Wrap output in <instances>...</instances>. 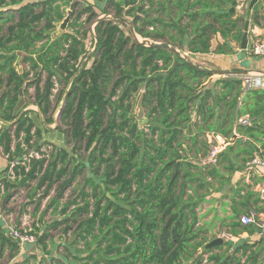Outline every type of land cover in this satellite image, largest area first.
<instances>
[{"label":"trees","instance_id":"16d2710c","mask_svg":"<svg viewBox=\"0 0 264 264\" xmlns=\"http://www.w3.org/2000/svg\"><path fill=\"white\" fill-rule=\"evenodd\" d=\"M99 1L106 2L103 14L111 17L98 20L94 62L81 69L89 56L86 39L91 32H82L81 20L87 15L85 24H92L99 18L91 7L77 11L79 3L73 0H0V155L7 161L0 172V198L7 203L25 188L32 201L44 187L42 198L58 186L48 210L63 219L43 231L34 228L42 232L37 236L44 254L57 264H262L264 238L226 241L206 250L217 239L211 238L215 224L206 220L218 212L213 196L230 187L233 175L260 155V149L240 138L213 156L207 135L227 138L228 132H216L211 125L195 129L193 107L198 104L197 112L208 124L221 102L235 109L241 82L219 80L210 87L214 75L181 55H235L233 43H241L246 21L231 12L237 0ZM67 10L74 13L68 31L54 36ZM128 19L143 41L167 43L180 53L142 45L122 29ZM217 37L223 42L213 48ZM21 53L29 71L20 73ZM55 81L65 85L57 120L48 117ZM219 84L229 92L219 96ZM236 84V96L228 101ZM33 86L31 105L46 116V126L65 128L72 153L55 147L46 156L39 147L40 158L26 159L23 146L34 148L43 136L35 120L19 108ZM142 96L147 111L143 127L133 114ZM241 114L253 124L240 125L239 135L255 136L256 124L264 119V90L248 93ZM209 155L214 162H205ZM68 190L72 194L66 200ZM232 210V237L263 233L255 225L241 224L239 215L249 209L245 214ZM62 225L65 234L72 231L73 240L53 257L56 244L50 232ZM19 241L0 220V255L9 251L16 258Z\"/></svg>","mask_w":264,"mask_h":264},{"label":"rangeland","instance_id":"374dc122","mask_svg":"<svg viewBox=\"0 0 264 264\" xmlns=\"http://www.w3.org/2000/svg\"><path fill=\"white\" fill-rule=\"evenodd\" d=\"M73 2H78L79 7L77 8V11L84 7H91L93 11L99 16V18L92 24H85L87 15H84L81 23L83 24L82 32L84 31H91L88 34V37L86 39V48L89 52V55L87 59L84 60L85 65H88L90 67L92 63L94 62V59H92L95 48H96V41H95V26L97 25L98 20L108 18L111 16H107L103 14L104 8L106 7V2H100L99 0H73ZM237 8V6H236ZM235 8V13H237V10ZM72 12V10H67V12ZM245 13V10H244ZM237 15H239L237 13ZM245 14L241 15L240 17H244ZM74 17V13L72 12L71 20ZM71 20L68 24L71 23ZM128 22L125 25H122V29L126 32L127 35H135L138 37L139 41H143L140 36H138L135 32V29L132 24V20L128 19ZM67 24V25H68ZM68 26H64V21L57 24L56 31L54 33V36L59 35L61 32H67ZM53 36V37H54ZM182 57L186 58L187 60L191 61L194 65L206 69L209 67H213L215 70L218 71L219 67L216 66L217 63H220L224 58L218 57V55L211 54V55H205V56H195L189 53L182 52ZM25 57L24 53L19 54V59L17 61V69L21 72L29 71V64L23 62V58ZM242 58V55L239 56V59ZM210 66H209V65ZM212 65V66H211ZM31 81H33L32 74L29 78ZM46 80V74H44L42 78V82H40V85L44 86ZM55 87L54 95L51 98V106L49 110V116L54 117L56 120L58 118V111L60 108L64 105V101L59 104V96L60 91L65 89L64 84H59L57 81H55ZM34 86L29 88V94H26L22 98L21 105L19 108L22 110V114L25 115L26 113H29L28 116L35 120L36 126L42 130V139L39 140L36 144H34V148L28 149L27 146H23L25 151L28 152L26 159L30 157H36L40 158V152H38L36 149L40 147L41 152H43L46 156L51 155L54 151V148H63L66 149L69 153H72L73 150V144H67L66 143V136L63 133V130L65 128L61 127L60 130H56L57 125H48L46 126V116H39L38 115V108L36 106H32L31 104L35 102V90ZM70 89V86H68L67 91ZM137 102L138 98L135 102V108H134V115L138 117L139 110L137 108ZM31 105V106H30ZM27 106V107H26ZM147 111H144V115ZM38 115V116H37ZM143 120V119H141ZM45 124V125H44ZM1 127L4 128V124L0 123ZM141 127H143V122H141ZM35 132V131H34ZM213 135L209 137L208 144L210 145V151L213 152V148H216L220 146L219 140H212ZM208 139V138H207ZM33 145V144H32ZM80 155H84L83 150H81ZM6 161V158L2 155H0V168L2 160ZM7 166V161H6ZM35 183H32V187L34 188ZM46 187H44L42 190H40L35 197L34 200L29 201V194L31 192L30 189L20 188L18 189L14 194L13 199H10L7 203L3 202V200L0 198V220L2 222V227L9 231V234H12L13 231H17L18 233L28 234L29 236H32L34 238V242H20V252L16 256V258H10L9 251H6L3 256L0 255V264H57L55 261H51V255H45L42 247L38 243V236L41 235L40 232L37 234L36 229L39 227L42 231L45 229V226L48 224H52L56 220H62L63 216H59L57 214H53V209L48 210V206L50 204L51 199H53L56 196V192L58 190V186L56 185L52 191H50V195L46 196L44 198V190ZM72 191L68 190L66 192V200H69V197L71 196ZM218 201H220L219 198H217ZM219 208V207H218ZM218 212H215L213 215H210L209 219L207 221L210 224H216V219H218ZM65 225L60 226L57 230L51 231L50 235L53 237L56 248L54 249L52 255L53 257H58V254H62L64 252L63 243L66 241H72L73 238L71 236L72 231H69L68 234L64 233ZM222 229H219L217 226L213 229V236L211 238L216 237L221 238L227 241L226 237L222 236L221 233ZM31 233V234H30ZM14 239H18L15 238ZM19 240V239H18ZM48 242V250L51 249V245ZM30 260L29 263H27V260Z\"/></svg>","mask_w":264,"mask_h":264},{"label":"crops","instance_id":"0c3cea01","mask_svg":"<svg viewBox=\"0 0 264 264\" xmlns=\"http://www.w3.org/2000/svg\"><path fill=\"white\" fill-rule=\"evenodd\" d=\"M252 0H237V13L239 16L245 14L248 10V6ZM257 7L258 11L252 12V18L250 22V29H249V45L253 41V39L256 36H264V0H259L256 4L255 8ZM245 10V13H244ZM218 42H223L221 37H217L215 42L213 43V48L217 46ZM241 43H233V46L236 48L235 55L232 56H222L218 55V57L224 58L220 63H217L216 66L219 67L217 69L218 71L223 72H234L235 75L231 76H224V75H215L213 74V79L209 83V86L211 87L215 81H239L241 82V78L248 74H257L262 73L264 74V57H254L251 56L248 52H243L240 48ZM211 55V54H209ZM242 55V58L239 59V56ZM209 65V64H208ZM210 66V65H209ZM212 66V65H211ZM207 71H214L215 69L213 67L206 68ZM240 73V74H239ZM212 74V73H211ZM222 84H219L216 86V91L219 93V96L222 93L229 92L228 88L223 89ZM239 85L236 84V88L232 91L231 96L228 98V101L231 100L234 96H236V93L238 91ZM247 95L240 93L237 101V106L235 109L227 108L224 102H221L217 106L216 113L214 115V119L210 120L208 124H206L200 113H198V104L196 103V106L193 107V122L194 124H197L195 129L200 128L201 126L204 127V129L209 128V125L215 127V131H226L228 132L227 138H223L219 136H214L212 134L213 139L212 140H219L220 146L213 148V156L221 153L224 151L228 146L235 145L236 141L240 138L243 139L244 142H248L249 144H252L255 148L260 149V155L256 154V157H262L264 155V119H262L260 122L256 124L255 128V136H248V137H242L239 135V129L238 127L240 124V119L248 117L247 115L241 114V109L244 104V99L247 97ZM249 118V117H248ZM251 120V119H250ZM253 121V120H252ZM2 124V122L0 121ZM217 124V125H215ZM253 124V123H252ZM251 124V125H252ZM3 128L0 125V129ZM211 134L207 135V138L209 140V137ZM195 152H193L194 154ZM215 153V154H214ZM2 160V159H1ZM0 172L6 168V161L2 160ZM214 157L208 156V159L205 162H214ZM264 178V169L262 168H252L248 169L246 166L242 169L237 171L233 177H232V183L230 187L225 188V190L222 193L215 194L213 197L215 199L219 198L220 201L218 205L216 206L218 208L219 214L218 219H216L215 227L217 226L221 230L222 236L227 238V241H232L235 244L250 240L251 242L255 243L259 241L260 239L264 238V234L262 233H256L252 236H249L247 233H244L240 235L239 237H232L229 233L231 231V223L233 220L231 219L232 216H234L232 207H235L239 209V211L246 213L247 209L250 211H256V213L259 216H264L263 211H259L260 209H264V203L259 202L257 205H255L256 199H260L259 195L257 193V187L260 184V182ZM224 207V210L222 208ZM208 208V207H206ZM213 215V214H211ZM210 216V215H209ZM207 217L209 219L210 217ZM244 216L243 214L239 215ZM206 219V220H207ZM225 242V240H224Z\"/></svg>","mask_w":264,"mask_h":264},{"label":"built area","instance_id":"2783aa9c","mask_svg":"<svg viewBox=\"0 0 264 264\" xmlns=\"http://www.w3.org/2000/svg\"><path fill=\"white\" fill-rule=\"evenodd\" d=\"M251 56L264 57V36H256L253 41L248 44L247 51ZM255 90H264V74H248L241 78V91L246 95ZM240 124L245 127L251 126V120L248 117L240 119ZM14 165L12 166V168ZM246 168H262L264 169V155L262 157H254L246 163ZM11 175L13 171L11 169ZM257 193L262 202H264V178L257 187ZM240 222L243 226L255 225L260 228L264 234V216H259L255 211H250L248 214L240 217ZM13 237L18 238L22 242H34V238L28 234L18 233L13 231ZM264 264V261L263 263Z\"/></svg>","mask_w":264,"mask_h":264},{"label":"water","instance_id":"95a60500","mask_svg":"<svg viewBox=\"0 0 264 264\" xmlns=\"http://www.w3.org/2000/svg\"><path fill=\"white\" fill-rule=\"evenodd\" d=\"M259 0H252L248 6V10L246 13V21H245V25H244V31H243V36H242V40H241V45L240 48L243 52H246L248 49V44H249V29H250V22H251V18H252V12L256 6V4L258 3ZM231 12H235V8L231 9ZM71 16H72V12H69L68 17L65 19L64 21V26H67V24L70 22L71 20ZM62 33V32H61ZM135 38L138 40V42H140L142 45H145L147 47H156V48H163V49H167L175 54H179L180 52L171 47L169 44L167 43H153L151 41L145 40V41H139L138 37L135 35ZM90 56V55H89ZM85 66V62L82 63L81 69L84 68ZM199 68V67H197ZM212 74L215 75H224V76H231V75H235L236 73L234 72H223V71H208ZM240 74V73H239ZM142 102H143V96L140 98L139 102H138V110H139V120L141 121V119H143L141 122H145L144 121V111H143V107H142ZM16 122L11 123V125L13 126ZM224 243V240L221 238H218L214 241H212L211 243H209L206 246V250H211L212 248L218 247L220 245H222Z\"/></svg>","mask_w":264,"mask_h":264}]
</instances>
